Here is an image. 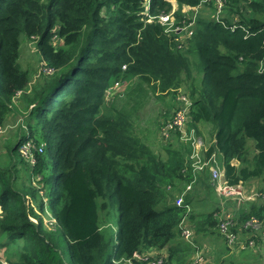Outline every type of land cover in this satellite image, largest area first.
I'll return each mask as SVG.
<instances>
[{
	"label": "trees",
	"instance_id": "16d2710c",
	"mask_svg": "<svg viewBox=\"0 0 264 264\" xmlns=\"http://www.w3.org/2000/svg\"><path fill=\"white\" fill-rule=\"evenodd\" d=\"M174 1L183 14L202 2L0 0V124L21 114L27 124L18 129L28 132L0 152L1 247L11 264H129V258L147 264L136 252L190 264L208 237L223 240L219 249L211 247L219 264H236V258L219 260L237 255L217 236L220 200L209 210L193 206L204 200L196 196L197 183L205 176L210 183V174L195 172L191 142L179 130L165 137L164 128L186 94L192 103L187 126L203 139L206 156L219 155L227 181L264 183V0H225L231 13L225 21L235 16L246 30L226 28L202 10L191 35L167 31L159 21L175 11ZM22 35L38 39L51 75L33 81L21 66ZM133 77L138 81L127 98L106 105V90ZM181 87L174 104H161L163 150L155 151L141 139L142 115L133 109L146 94H177ZM203 121L212 124L209 139ZM28 141L31 165L18 152ZM195 178L186 195L192 208L176 206ZM227 204L239 227L253 217L264 225L263 199ZM184 218L195 228L196 245L180 236Z\"/></svg>",
	"mask_w": 264,
	"mask_h": 264
},
{
	"label": "built area",
	"instance_id": "2783aa9c",
	"mask_svg": "<svg viewBox=\"0 0 264 264\" xmlns=\"http://www.w3.org/2000/svg\"><path fill=\"white\" fill-rule=\"evenodd\" d=\"M204 1L214 2V0ZM217 2H219V5L218 7H216L214 18H216L218 21H222V14L225 9V3L224 0H215L216 4ZM199 8L200 5L194 8L195 13L198 12ZM183 11L188 13L184 21H182L184 24H176L173 21L175 16L173 12L160 15L158 16V19L160 20V22L167 26V31H185L187 35H191L192 25L196 22L197 16L196 14H194L193 19L186 23L187 20L191 18L190 15L192 13L190 12V8H184ZM178 99L180 101V106L175 110V114L172 116V118L169 119V121L166 123V126L164 128L165 137H169L171 133H173V131L179 130L181 132L182 140L185 142H191L193 146L192 153L190 154V162L193 166L194 171L198 173L207 171L210 174V182L215 186L221 203V210H219L217 213L219 219L218 229L230 252L238 253L247 249H257L260 242L264 243V225L262 220L257 217H253L245 221L241 225V227H239L238 220L235 217V213L231 208L228 207L227 203L228 200H235L238 202H240V200L242 199L264 200V192L254 190L251 191L243 184H230L227 181L225 177V168L219 155L217 153H213L212 155L206 156L205 152H203V140L197 136L193 128L189 129L187 126L189 110L192 104L191 100L186 94L183 93L179 95ZM7 126L8 125L0 124V134L7 130ZM25 145L26 147L29 146L30 148L29 156L31 157L32 154L33 160L31 164H34L35 158L32 151L34 145L30 141L26 142ZM27 159L30 160V158ZM195 180L196 178L188 183L185 190L177 196V198L175 199L176 206L186 207L188 210L192 208L190 204L186 203V195L193 188L194 183L196 182ZM241 228L247 230L248 232L242 234ZM179 229L180 236L185 241L196 245V231L194 226L188 219L184 218L181 221ZM258 239H260L261 241H259ZM209 248L210 247L207 245L198 248L192 257L190 264L217 263L216 255ZM134 257L142 259L143 261L147 260V264H166V262L161 257L150 258L149 255L140 254L138 252L134 253ZM126 261L129 264H136L130 258ZM0 264H10V262H6L0 259Z\"/></svg>",
	"mask_w": 264,
	"mask_h": 264
},
{
	"label": "rangeland",
	"instance_id": "374dc122",
	"mask_svg": "<svg viewBox=\"0 0 264 264\" xmlns=\"http://www.w3.org/2000/svg\"><path fill=\"white\" fill-rule=\"evenodd\" d=\"M174 2H176V1H174ZM175 5L177 6V4H175ZM218 5H219V2H217V4L215 6L218 7ZM180 13H181V17H179L178 15H177V17L174 16L173 21L176 24L183 23L181 21H184V19H185L183 16V12L180 11ZM202 13L211 17L213 10L211 9V7L209 5H206V7L203 9ZM227 17L230 18L231 13H228ZM183 32H185V31H183ZM37 40L38 39H35V37L28 39L24 35L21 36V45H20L21 56H20L19 62L24 69L29 70L33 81L35 80L36 77H38V76L40 77L42 74L51 75V72H52V69L48 66L46 67V65H44L43 61L41 60L40 55H38ZM195 56L198 57L199 60L202 62V59L200 58V56L198 54L195 53ZM198 58H196V59H198ZM137 81H138V79L136 77H133L130 80H123V79L116 80L111 85V87H109L105 92L106 105H112L114 102H117V101H120V103H122L127 98L126 94L128 93V89H129L130 84L131 83L134 84ZM178 91L179 92L177 94H175V93H173V94L172 93H169V94L164 93L165 95L158 94V93H155V94L152 93L151 95L148 96V98H146V96H147V94H146L140 101L141 106H139V107L137 106L135 109H133L134 111L139 110V113L142 115V117L138 118V120H137V126H138L137 131H138L141 139L143 141H145L146 143H148L155 151L162 152V150H163L162 144L160 142L161 141V137H160L161 132H160L159 124H160L161 119L158 117L160 115L161 109L165 106V104L163 106H161V104H162V102H164V100H166L168 104H174L175 103L174 100H176V98L180 92L184 91V88L181 87L180 89H178ZM19 94H20V92H19ZM121 96L123 98H121ZM162 96H164V97H162ZM16 106L21 107L19 105V103H16ZM17 110L20 111V108H17ZM20 113H18V114H20ZM23 122H25L27 124L25 117H23V115L20 114L19 116L16 117V121L14 124H12V123L10 124L7 122L5 123V125H8V126H7V130L0 134V152L6 151V141H7V144H8V142H10L12 144L18 145L19 139L21 138L20 140H22V136H25L26 137L25 139H27V137H28L27 133L28 132L25 133L27 130L18 129L20 124H22ZM201 123L202 124H200V127L203 130V133H204L203 136L207 137L209 139L210 138V132H209L210 127L209 126H212V124L209 122H204V121ZM11 130H13L14 133L10 134ZM251 142L254 143V140H251ZM18 152L21 155V157H23L25 159V161L31 165L33 159H32V154H31V157L29 156V152H30L29 146L26 147L25 144L20 145ZM25 156L27 158H30V160L27 159ZM3 157L4 156H2V158H0V161L3 160ZM203 179L204 180H200V182H198L196 187H195L198 191V192H196L197 193L196 196L198 198H201V199L204 198V200L202 201L203 203L199 204V206L211 208V206L213 207V205L215 203L213 197L216 196V194L214 191H213V197L205 194V189H206L207 183H206V178H203ZM34 183L37 184L38 183L37 180ZM210 185L217 192L215 186L212 183ZM37 186L42 187L43 185L40 184ZM263 187H264V183L260 182V184H254L251 187H247V188L251 191H253V190L257 191L258 189H260V190L263 189ZM45 192H47V190ZM43 193H44V188H41V192L39 193V195H41ZM217 195H218V192H217ZM42 198L47 203L48 197H42ZM253 200H257V199H242V200H240V203H243V202L245 203L247 201H253ZM234 201L235 200H232V202H234ZM217 202H218V200H217ZM207 203H210L211 206H209ZM235 203H236V201H235ZM35 204H37V202ZM190 205L192 206V204H190ZM218 208L221 210L220 201H219V207ZM36 210L39 214L42 213V209L40 207H37ZM1 213H2V211L0 209V215H1ZM54 219L55 218H53V217L48 218V216H44V221H45V223H48V224H50L51 222L52 223L55 222ZM0 232H1V230H0ZM219 233H220V231H217V236L219 235ZM4 242L5 241L2 238V233H0V246H2V243H4ZM3 247H4V250L0 251V259L3 261H6V262L7 261L10 262L8 260V249L5 246H3ZM251 252H254V251H251ZM248 253H249V258L245 260L248 262H244V263H240V264H252L253 263L250 261V260H253L251 257L252 253H250V251ZM234 254H236V253H234ZM235 258L236 257L228 258L226 261L232 262L235 260ZM260 258H263V257L260 255ZM261 264H264V261H261Z\"/></svg>",
	"mask_w": 264,
	"mask_h": 264
},
{
	"label": "crops",
	"instance_id": "0c3cea01",
	"mask_svg": "<svg viewBox=\"0 0 264 264\" xmlns=\"http://www.w3.org/2000/svg\"><path fill=\"white\" fill-rule=\"evenodd\" d=\"M16 121V120H15ZM15 121L13 120V119H9L8 120V122L7 123H12V124H14L15 123ZM14 128V127H13ZM12 128V129H13ZM13 133V130H11L10 131V134H12ZM9 136V135H8ZM205 178H207L206 176H205ZM207 181H209V179L207 180ZM256 183V182H255ZM254 183V184H255ZM213 191L215 192V194H216V196H214L213 197ZM205 194L206 195H210V196H212L213 197V199H214V204H217V200H219V195H217V192L214 190V188H212V186L210 185V183H208L207 184V186H206V189H205ZM238 203H240V202H238ZM199 204H202V202H196L195 204H194V206H197V205H199ZM209 206H211V204L210 203H207ZM203 207L204 206H201L198 210H202L203 209ZM209 209H212V206H211V208H208V207H204V210H209ZM204 241H202V243H203V245H207V246H209L210 248V250L212 251V248L213 249H215V247H218V249H219V245H223V240L222 239H213V238H211V237H208V238H205V239H203ZM218 240V241H217ZM211 241H217V242H211ZM226 243V242H225ZM212 247V248H211ZM3 251L4 250V247H1L0 246V251ZM261 250V251H260ZM250 251V253H252V259L253 260H250L251 262H253L254 264H261V261H264V243L263 242H260L259 244H258V247H257V249H252V250H249ZM249 251H242V252H239V253H236L237 255H226V256H223L222 257V259H219L220 260V262H221V260H225V259H228V257L229 258H233V257H236V259H237V262H236V264H240V263H242L243 261L244 262H248V261H245L246 259H248L249 258ZM251 251H254V252H251ZM260 255L263 257V258H260ZM241 261V262H240ZM223 263V261L220 263V264H222ZM215 264H219V262H217V263H215Z\"/></svg>",
	"mask_w": 264,
	"mask_h": 264
},
{
	"label": "clouds",
	"instance_id": "9594fccd",
	"mask_svg": "<svg viewBox=\"0 0 264 264\" xmlns=\"http://www.w3.org/2000/svg\"><path fill=\"white\" fill-rule=\"evenodd\" d=\"M204 2V3H203ZM175 4H177V6L175 5V11H172L173 13H174V15L177 17V13H176V11H182L181 9H180V6H179V4L177 3V2H174ZM203 3V4H202ZM224 3H225V9H224V12H223V14H222V21H218L216 18H214V13H215V11H216V3H215V0H214V2H212V1H210V2H205L204 0H202V2H201V4H199L200 5V8H199V10H198V12L197 13H195V10H194V12H192V14L190 15L191 16V18L190 19H188L187 20V22L186 23H188L190 20H192L193 19V16H194V14H196V16H197V18H196V22L192 25V33H193V30H194V28H195V26H196V24H197V20H198V16H199V13H200V11H202L205 7H206V5H209L212 9H213V13H212V17L216 20V21H218V22H220L221 23V25H223L224 27H226V28H230L231 30H235L236 28H238V27H241V28H243L244 30H246V26H238V24H236L235 23V21L238 19L237 17H235V16H233V18H232V21L231 22H226L225 21V19L227 18V14H228V5H227V3H226V1L224 0ZM151 5V0H147V7H149ZM183 9V8H182ZM171 13V12H170ZM187 12H184V14H183V16H184V18H186V16H187ZM160 21V20H159ZM182 22V21H181ZM162 23V22H161ZM163 24V23H162ZM180 24H184V23H180ZM164 26H165V28H166V30H167V26L165 25V24H163ZM181 33H185V32H183V31H181ZM11 264V263H10Z\"/></svg>",
	"mask_w": 264,
	"mask_h": 264
}]
</instances>
